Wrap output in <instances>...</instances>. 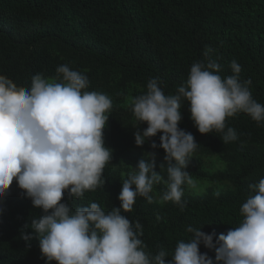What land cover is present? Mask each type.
I'll return each mask as SVG.
<instances>
[{
	"label": "trees",
	"instance_id": "1",
	"mask_svg": "<svg viewBox=\"0 0 264 264\" xmlns=\"http://www.w3.org/2000/svg\"><path fill=\"white\" fill-rule=\"evenodd\" d=\"M206 46L221 65L218 74L231 75L235 60L242 69L241 81L250 79L252 97L264 104V0H0V74L30 88L35 74L52 80L58 66L68 65L88 77L86 91L106 94L112 101L104 129L112 159L103 172L104 187L71 200L66 192L62 202L73 212L92 202L105 213L119 207L122 180L155 152V170L162 181L150 193L153 202L137 196L133 210L122 214L140 221L144 251L154 256L164 250L166 261L178 242L192 238L189 226L215 232V238L238 227L243 219L240 208L254 195L249 185L264 178V126L246 113L226 120L239 138L224 144L222 133L201 134L190 118L189 103L182 102L179 127L198 143L186 170L195 187L208 182L204 190L182 186L183 211L161 200L168 162L164 149H153L151 143L159 144L162 133L142 147L135 143L134 99L146 93L148 81L155 77L166 95L176 94L192 64L205 61ZM138 127L142 131L147 123ZM0 209V264H46L39 241L32 240L28 247L20 238L21 227L43 212L15 180L0 200ZM200 251L215 264V250L201 244Z\"/></svg>",
	"mask_w": 264,
	"mask_h": 264
},
{
	"label": "clouds",
	"instance_id": "2",
	"mask_svg": "<svg viewBox=\"0 0 264 264\" xmlns=\"http://www.w3.org/2000/svg\"><path fill=\"white\" fill-rule=\"evenodd\" d=\"M213 51L205 47V61L192 64L186 83L176 94L166 95L160 78L155 77L131 106L138 122L134 126L137 146L162 133L159 144L151 143L153 149H164L168 162L161 200L175 203L181 211L186 206L182 186L195 187L186 169L198 147L194 135L179 127L182 102L189 103L190 118L198 131L222 133L224 144L238 140L226 120L241 112L264 126V104L252 97L251 80L241 81L242 69L235 60L230 63L232 74L222 78L218 74L221 65L211 58ZM56 73L52 80L35 74L30 88L17 86L0 74V200L15 180L33 206L42 209L43 215L21 227L20 238L28 247L37 239L46 264H214L212 257L200 251L201 244L215 250V264H264V178L249 185L254 195L242 204L238 227L215 238V232L189 226L192 238L178 242L167 261L164 250L154 256L144 251L140 221H130L122 214V210H133L137 196L153 202L150 193L162 181L155 170V152L148 153L151 159L140 160L135 171L122 180L119 207L105 213L92 202L73 212L68 202H62L66 192L71 200L104 187L103 172L112 159L104 129L112 101L106 94L86 91L88 77L68 65L58 66ZM142 123L147 127L141 131Z\"/></svg>",
	"mask_w": 264,
	"mask_h": 264
},
{
	"label": "rangeland",
	"instance_id": "3",
	"mask_svg": "<svg viewBox=\"0 0 264 264\" xmlns=\"http://www.w3.org/2000/svg\"><path fill=\"white\" fill-rule=\"evenodd\" d=\"M203 190L208 186V182H202ZM202 186L197 185L195 187L196 190H202ZM201 192V191H200Z\"/></svg>",
	"mask_w": 264,
	"mask_h": 264
}]
</instances>
